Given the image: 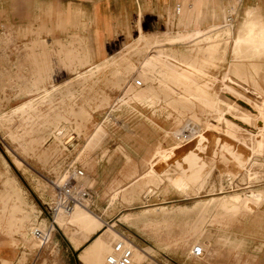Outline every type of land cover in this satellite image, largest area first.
I'll list each match as a JSON object with an SVG mask.
<instances>
[{"label": "rangeland", "instance_id": "374dc122", "mask_svg": "<svg viewBox=\"0 0 264 264\" xmlns=\"http://www.w3.org/2000/svg\"><path fill=\"white\" fill-rule=\"evenodd\" d=\"M176 3L155 13L140 10L141 17L135 14L102 41L100 55L93 54L90 39L0 31V264H72L68 243L80 264H105L117 242L130 246L129 264H264V2L208 0L190 25L173 15ZM227 8L235 14L232 26L222 22ZM246 17L251 24L242 29ZM66 27L63 22L57 29L65 35ZM86 27L92 25L79 23V32ZM193 31L194 37L183 38ZM236 48L238 67L259 72L230 90ZM166 86L173 87L172 97ZM184 90L192 97L188 109L178 95ZM248 111L250 134L239 118ZM186 124L191 153L208 140L190 158L201 174L191 168L189 187L173 179L177 165L164 161H181L182 154L171 151L186 145L179 146L172 133ZM123 135L156 144L138 169L127 153L109 151ZM214 137L222 141L215 144ZM223 141L242 154L240 167L221 147L214 156ZM112 157L121 159L118 171L127 169L122 179L131 182H94L97 161ZM75 168L83 170L81 182L96 202L54 217L50 225L44 210L53 198L50 182ZM256 193L262 195L258 203L249 198ZM45 227L53 229L40 244L32 228ZM194 245L204 250L200 260L190 255Z\"/></svg>", "mask_w": 264, "mask_h": 264}, {"label": "crops", "instance_id": "0c3cea01", "mask_svg": "<svg viewBox=\"0 0 264 264\" xmlns=\"http://www.w3.org/2000/svg\"><path fill=\"white\" fill-rule=\"evenodd\" d=\"M176 0H0V31L6 28H21V29H31V30H38L42 33L39 37L40 39H51V40H61V39H76L78 37L84 39H90L92 41L93 47V54L100 55L102 41L108 38H112L118 31L119 25L123 26L127 23H130L133 20L134 15L138 14L141 15V11L148 10L151 13L157 12L160 8H167L172 5ZM191 2L186 3L185 2ZM208 0H180L181 3L179 4L181 7L180 14L178 15V21L181 25H190L194 23L199 16V6L204 5L207 3ZM223 1V0H218ZM259 1V0H257ZM256 1V2H257ZM264 2V0H262ZM255 2V3H256ZM174 4L173 7L176 5ZM172 7V12H173ZM79 10L81 12V20H78V13ZM141 10V11H140ZM68 23L69 27H66L65 35L61 32V30L57 29V26L62 25V23ZM82 25H92L91 29H85V31L79 32L78 24ZM250 23V18L246 17L245 24L243 25L242 29L248 26ZM220 29V28H219ZM47 31H50L52 35L47 36L45 35ZM84 32V33H83ZM196 32L193 31L189 37L184 36L183 38L189 39L196 35ZM79 33L85 34L79 36ZM226 34L227 31H224ZM216 36L212 37L211 39H215ZM243 38V35L240 37ZM263 48V47H262ZM223 54V53H222ZM240 55V50L236 48L232 55L233 61V68H232V79L228 80V88L240 87L243 83H237V81H245L246 78L251 79L252 75H257L259 70L256 67H252L251 74H245L241 68L238 67V57ZM254 83L252 89H255L258 92L261 91L259 83L256 84V81L251 80ZM252 83H249L250 85ZM166 95L168 97H172L174 95L173 87L169 89L166 86ZM181 105L183 109H188L191 105L192 97L189 93V90H184L181 94ZM258 96V95H257ZM256 96V97H257ZM239 118L245 120L246 125L244 126L245 131L249 134L251 133L250 123H251V113L248 111L244 113L243 116H239ZM259 124V123H258ZM260 125V124H259ZM264 125V122L261 124ZM186 129L183 127L176 128L175 131L172 133L174 134H181L182 132H187L189 137H191V129L188 124L184 125ZM233 130H230L232 134ZM167 135V134H166ZM165 135V136H166ZM205 136H202V138ZM130 138L127 139L125 135L116 137L115 141L111 144L109 151L117 152L121 151L127 153L128 158L130 161L135 165V168H140V164L143 159H146L147 153L152 152L153 147L156 144L150 143H143L138 140H135V137L132 135ZM134 138V139H133ZM229 139V138H228ZM262 147H264V137L261 138ZM131 140H134L131 142ZM215 144L218 141H222V139L218 137H214ZM230 140V139H229ZM208 141L205 139L200 140L199 147L194 149L195 153H191L190 151V144L188 143L184 149L177 150L178 147L172 148L175 156L178 157L182 154L181 161L171 160L165 161L167 166L174 167L177 165V174L173 177L174 180L179 181L183 186H191L192 183L190 179L191 168H199L196 169L197 174H201V165H191L190 158L193 155L200 154L202 150V145L204 142ZM225 141V140H224ZM222 144H218L219 152L214 153V156L218 157L221 152L227 153L228 157H232L234 160L235 166L238 168L241 166V155L238 152V148L232 143L224 142ZM191 142V141H190ZM220 143V142H219ZM222 145V146H221ZM156 150L160 151V148ZM162 151V150H161ZM134 153V155H133ZM135 153H143L141 155H136ZM187 157V159H184ZM116 160H121L120 158L112 157L110 160H98L94 166V182L96 184H112V183H129L132 180H123V176L127 175V169L121 168L120 172L118 168L121 166L116 162ZM182 162V163H181ZM181 163V164H180ZM180 169H179V168ZM129 172H132L129 171ZM120 173V174H119ZM121 173L123 175H121ZM131 176V173H130ZM168 182H170L168 180ZM180 193V192H179ZM260 194V193H256ZM261 195V194H260ZM262 197V195H261ZM95 195L90 202V206L92 207L93 204L96 202ZM261 199L256 198L253 199L252 202L258 203ZM247 207L251 211L254 207L247 201ZM108 207H106L107 209ZM156 209V208H155ZM112 216H116L119 214V210H116L112 213ZM109 218L103 222L104 225L109 223ZM69 246L66 248L69 250V254L71 256L72 264H80L78 260V251L74 249L70 243ZM2 245L0 244V247ZM75 254V257L73 256ZM1 255V252H0Z\"/></svg>", "mask_w": 264, "mask_h": 264}, {"label": "built area", "instance_id": "2783aa9c", "mask_svg": "<svg viewBox=\"0 0 264 264\" xmlns=\"http://www.w3.org/2000/svg\"><path fill=\"white\" fill-rule=\"evenodd\" d=\"M251 3H255L257 0H248ZM181 7L176 4L173 7V15L178 16L180 14ZM234 11L231 8L225 10V16L222 19L223 25L232 26L234 22ZM133 86L135 88L141 87V82L139 80L133 81ZM173 139L179 146H183L188 142V135L186 132H182L178 135H173ZM85 177L84 172L80 168H75L68 171V173L59 179L58 183H52V196L49 199V203L44 204V210L51 218V224L54 222V217L56 215H68L75 207L89 208L90 202L93 198V190L83 185L81 180ZM51 229L53 227L44 229L32 228L31 237L38 241L40 244H45L50 236ZM190 255L195 260H200L204 256V250L200 245H194L191 248ZM131 258V250L128 244H123L122 242H117L112 251L107 255L105 259V264H129Z\"/></svg>", "mask_w": 264, "mask_h": 264}, {"label": "bare ground", "instance_id": "6f19581e", "mask_svg": "<svg viewBox=\"0 0 264 264\" xmlns=\"http://www.w3.org/2000/svg\"><path fill=\"white\" fill-rule=\"evenodd\" d=\"M213 49H214V48H213ZM61 130H62V129H61ZM61 130H60V132H61ZM64 131H65V130H64ZM60 132H59V128H57V129H56V132H55L57 138L61 137V136H60ZM64 133H65V132H64ZM64 133H63V134H64ZM66 135H67V134H66ZM66 135H65V136H66ZM56 137H55V138H56ZM67 138H68V137H67ZM67 138H65V139H67ZM83 179H84V178H83ZM81 181H82V180H81ZM147 194H148V193H147ZM252 195H253V196H252ZM249 198H254V199H256V198H257V199L260 198V199H261L262 197H261L260 194H250V197H249ZM75 208H76V207H75ZM75 208H74V209H73L68 215H65V217H68L69 215H72L73 212L75 211ZM57 216H64V215H56L55 217H57ZM41 229H42V228H41Z\"/></svg>", "mask_w": 264, "mask_h": 264}, {"label": "water", "instance_id": "95a60500", "mask_svg": "<svg viewBox=\"0 0 264 264\" xmlns=\"http://www.w3.org/2000/svg\"><path fill=\"white\" fill-rule=\"evenodd\" d=\"M186 144H184L183 146H185Z\"/></svg>", "mask_w": 264, "mask_h": 264}]
</instances>
